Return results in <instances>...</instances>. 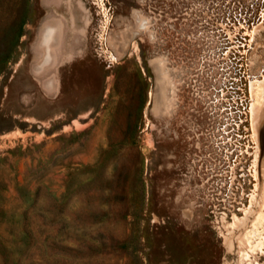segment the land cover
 Segmentation results:
<instances>
[{"label":"rangeland","instance_id":"1","mask_svg":"<svg viewBox=\"0 0 264 264\" xmlns=\"http://www.w3.org/2000/svg\"><path fill=\"white\" fill-rule=\"evenodd\" d=\"M0 264H264V0H0Z\"/></svg>","mask_w":264,"mask_h":264},{"label":"flooded vegetation","instance_id":"2","mask_svg":"<svg viewBox=\"0 0 264 264\" xmlns=\"http://www.w3.org/2000/svg\"><path fill=\"white\" fill-rule=\"evenodd\" d=\"M179 115V112L177 113ZM190 123L193 122L192 120V114L190 115ZM206 128L204 127V124L197 123V128L194 130L193 126L190 127L188 123H185V127H179L176 124V132H175V139H178L179 133L181 134V131H185L184 137L186 139V143L184 144V149L187 153V158L190 159V162L193 163V165L197 164H203L204 163V155L207 151L206 148H208V141L204 138L205 135H207ZM190 141V142H188ZM179 146H181L179 144ZM178 146V147H179ZM178 147L176 148L175 156L178 152Z\"/></svg>","mask_w":264,"mask_h":264}]
</instances>
